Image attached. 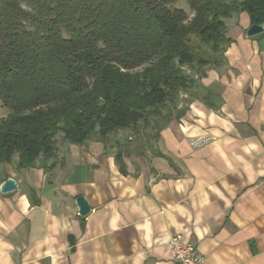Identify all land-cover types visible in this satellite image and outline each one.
Returning <instances> with one entry per match:
<instances>
[{
  "label": "crops",
  "instance_id": "0c3cea01",
  "mask_svg": "<svg viewBox=\"0 0 264 264\" xmlns=\"http://www.w3.org/2000/svg\"><path fill=\"white\" fill-rule=\"evenodd\" d=\"M226 25L224 63L145 153L121 165L95 140L0 173L18 183L0 192V264H176V234L202 264H264V33L247 36L246 13Z\"/></svg>",
  "mask_w": 264,
  "mask_h": 264
},
{
  "label": "trees",
  "instance_id": "16d2710c",
  "mask_svg": "<svg viewBox=\"0 0 264 264\" xmlns=\"http://www.w3.org/2000/svg\"><path fill=\"white\" fill-rule=\"evenodd\" d=\"M185 1L189 13L180 0H0V165L46 167L95 140L124 165L132 152L111 141L149 121L156 142L186 115L181 94L224 63L226 22L264 26V0Z\"/></svg>",
  "mask_w": 264,
  "mask_h": 264
},
{
  "label": "rangeland",
  "instance_id": "374dc122",
  "mask_svg": "<svg viewBox=\"0 0 264 264\" xmlns=\"http://www.w3.org/2000/svg\"><path fill=\"white\" fill-rule=\"evenodd\" d=\"M179 7H182L183 10L187 11L188 13L189 8L188 5L186 3L185 0H180L179 2ZM229 21V20H228ZM227 21V22H228ZM189 94H181V98L184 100L188 99ZM6 109H3L2 104L0 102V121L7 116V112L5 111ZM152 125L149 122H147V124L144 126L143 124H141L138 128H136L135 130H139V132L134 131H124L120 134V138H117L118 140H112V144H114L115 147L119 146V149H125L127 153H129L130 151L136 154H139L145 150H148L150 148H152L155 145V141H150L149 139V134L147 133L146 129L150 128ZM145 139V141H143V139ZM115 139V138H114ZM144 146H148V147H144ZM144 147V148H143ZM146 152V151H145ZM17 160L18 157L15 156L14 160L12 161L11 164H2L0 165V173L2 171H6L9 168V166L14 167L17 164ZM9 173V172H7Z\"/></svg>",
  "mask_w": 264,
  "mask_h": 264
},
{
  "label": "built area",
  "instance_id": "2783aa9c",
  "mask_svg": "<svg viewBox=\"0 0 264 264\" xmlns=\"http://www.w3.org/2000/svg\"><path fill=\"white\" fill-rule=\"evenodd\" d=\"M264 185V178L261 181ZM169 245L173 251L176 264H202L203 257L198 252L195 245L186 241L183 234L172 236Z\"/></svg>",
  "mask_w": 264,
  "mask_h": 264
},
{
  "label": "water",
  "instance_id": "95a60500",
  "mask_svg": "<svg viewBox=\"0 0 264 264\" xmlns=\"http://www.w3.org/2000/svg\"><path fill=\"white\" fill-rule=\"evenodd\" d=\"M264 33V26L252 25L246 32L249 38L257 37ZM18 189V183L13 178H8L0 186V192L2 194H9ZM76 205L79 214L83 217L87 216L91 212V206L88 200L84 196H80L76 199Z\"/></svg>",
  "mask_w": 264,
  "mask_h": 264
}]
</instances>
